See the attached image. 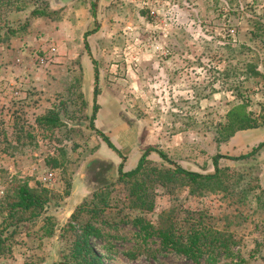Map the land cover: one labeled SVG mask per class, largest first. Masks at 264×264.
<instances>
[{
	"label": "rangeland",
	"instance_id": "rangeland-1",
	"mask_svg": "<svg viewBox=\"0 0 264 264\" xmlns=\"http://www.w3.org/2000/svg\"><path fill=\"white\" fill-rule=\"evenodd\" d=\"M2 22L17 33L0 50V198L17 181L45 189V212L56 226L39 239L40 219L19 225L0 264L60 261V229L102 188L109 194L96 204L108 207L99 220L116 228L90 240L105 264H194L155 243L138 248L130 220L140 215L155 224L168 211L172 218L206 215L232 235V251L247 264H264V147L253 158L228 159L264 141V29L255 24L264 25V0H15ZM16 38L27 54L8 51ZM50 45L54 61L35 66ZM10 83L20 98L9 96ZM48 112L57 113L58 125H36ZM147 149L200 174H213L220 155L227 188L171 175L162 176L167 189L150 186L154 169L174 170L156 152L143 174L119 181L118 166L129 172ZM46 169L56 172V184L39 180ZM141 190L150 193V212L132 206ZM77 191L86 192L78 204L71 200Z\"/></svg>",
	"mask_w": 264,
	"mask_h": 264
},
{
	"label": "trees",
	"instance_id": "trees-1",
	"mask_svg": "<svg viewBox=\"0 0 264 264\" xmlns=\"http://www.w3.org/2000/svg\"><path fill=\"white\" fill-rule=\"evenodd\" d=\"M14 1L0 0V44L8 41L17 33V30L2 22L3 8L12 5ZM255 24L264 29L263 24ZM250 35L256 36L253 31L250 32ZM246 67L251 74L260 75L254 66L247 64ZM97 94L98 92L95 89L94 97ZM58 119L56 112H48V114L35 119V122L36 125L52 129L58 125ZM90 122H93V116ZM23 129H27V127L23 126ZM92 129L101 137L108 148L122 157L106 135L96 130L93 125ZM263 147L264 141L260 142L247 154L228 159L242 161L253 158ZM151 152L158 153L160 158L173 166L174 170L154 169L158 175L157 178L150 180V186L158 183V185L167 189L170 179L166 180L162 176L171 175L179 177L183 181L185 180L190 185L217 182L222 185L220 189L225 190L227 188L228 175L224 174L225 169L222 170L218 167V160L222 156L216 155L213 158L215 169L213 174H200L179 167L168 160L162 152L153 149H147L139 158L135 168L129 172H122V165L120 164L118 166L119 181L129 180L143 174L148 167L147 158ZM108 194L109 191L102 188L99 192L92 194L90 201H85L76 206L75 211L70 215L69 221L60 229L58 238L64 243V251H62L60 261L54 264H105L91 245L90 239L105 240L110 237L108 235L111 228H116V224H108L106 221L99 220L108 204L103 202L102 206L98 207L96 202L99 197L105 199ZM262 194L264 197V190H262ZM133 196L132 206H136L140 212L152 211L153 201L152 198L149 199V192L146 193L141 190ZM47 203V190L32 189L27 184L19 181L4 192L3 197L0 198V257L11 251L12 238L17 233L19 225L38 218L42 224L38 229L40 234L36 233V236L39 239L53 236L56 223L52 216H47L45 212ZM261 206L264 207V203ZM83 215L86 218H82ZM130 224L134 230L133 234L138 248L145 247L149 243H155L157 244V251L178 254L194 264H200L201 260L205 264H215L219 259L226 260V264H247L245 258L232 251L231 246L234 244L232 235L226 230L216 228L206 215L184 212V216L172 218L170 211H168L162 212L155 224L140 215L134 216L130 220ZM106 228L108 230H105Z\"/></svg>",
	"mask_w": 264,
	"mask_h": 264
},
{
	"label": "built area",
	"instance_id": "built-area-1",
	"mask_svg": "<svg viewBox=\"0 0 264 264\" xmlns=\"http://www.w3.org/2000/svg\"><path fill=\"white\" fill-rule=\"evenodd\" d=\"M56 54H57V52H56L55 46L54 45L48 46V48L43 52V54L35 57V59H34L35 66L42 68V67L48 65L49 63L54 61V57ZM19 62H20V60L17 59L16 63H19ZM10 87L11 88H10L9 96L12 99L20 98V94H21L20 90L18 88H15L13 83H10ZM1 103L2 102L0 99V109L2 108ZM39 180L43 183H46L49 185H54V184H56L58 178H57V174L54 170L46 169Z\"/></svg>",
	"mask_w": 264,
	"mask_h": 264
},
{
	"label": "crops",
	"instance_id": "crops-1",
	"mask_svg": "<svg viewBox=\"0 0 264 264\" xmlns=\"http://www.w3.org/2000/svg\"><path fill=\"white\" fill-rule=\"evenodd\" d=\"M10 43H11L9 45L10 49H8V51L11 52V53L14 52V53H18V54H27V52L29 51L27 49H23V45H20L19 44L20 43V40H18L17 38L16 39H13L12 41H10ZM21 43H23V42H21ZM18 46H20V49L17 51V47ZM14 47L16 48V50L11 51V49H14ZM6 48H8V47L6 46ZM6 48L3 45V43L0 44V50H4ZM23 50H25V51H23ZM100 129H104V128H100ZM261 130H262V132H260V133L264 135V128H262ZM261 153L264 156V149H263V151ZM259 159H261V158H259ZM263 159H264V157H263ZM263 178H264V172H263ZM75 196L77 197L76 204H78V203H80L82 201L83 197L86 196V192H78V191L77 192H74V194H72V196H71V200H73V198Z\"/></svg>",
	"mask_w": 264,
	"mask_h": 264
}]
</instances>
